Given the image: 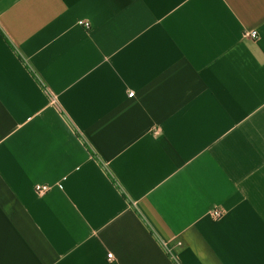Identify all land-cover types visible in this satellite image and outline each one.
<instances>
[{"label": "crops", "instance_id": "0c3cea01", "mask_svg": "<svg viewBox=\"0 0 264 264\" xmlns=\"http://www.w3.org/2000/svg\"><path fill=\"white\" fill-rule=\"evenodd\" d=\"M0 264H264V0H0Z\"/></svg>", "mask_w": 264, "mask_h": 264}, {"label": "built area", "instance_id": "2783aa9c", "mask_svg": "<svg viewBox=\"0 0 264 264\" xmlns=\"http://www.w3.org/2000/svg\"><path fill=\"white\" fill-rule=\"evenodd\" d=\"M79 25L85 27V28H89V24L87 22H79ZM245 36L246 37H249L251 39H257L258 37V33L257 31L253 30V31H249V32H246L245 33ZM134 95L133 92H130L128 93V97H132ZM51 187L48 186V185H38L35 187V190L37 191V193L39 194H43L45 192H47ZM209 217L215 221H219L223 218L224 216V213L218 209H212V210H209L205 215L204 217ZM177 245L180 246V243H178ZM112 258V254H108L107 255V259H111Z\"/></svg>", "mask_w": 264, "mask_h": 264}]
</instances>
